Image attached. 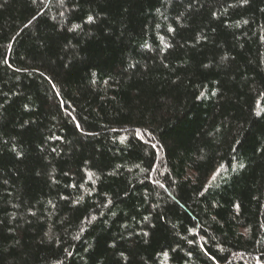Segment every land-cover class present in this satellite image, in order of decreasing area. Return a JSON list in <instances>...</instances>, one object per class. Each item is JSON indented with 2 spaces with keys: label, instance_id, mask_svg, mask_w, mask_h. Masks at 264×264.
Returning <instances> with one entry per match:
<instances>
[{
  "label": "trees",
  "instance_id": "trees-1",
  "mask_svg": "<svg viewBox=\"0 0 264 264\" xmlns=\"http://www.w3.org/2000/svg\"><path fill=\"white\" fill-rule=\"evenodd\" d=\"M0 264H264V0H0Z\"/></svg>",
  "mask_w": 264,
  "mask_h": 264
},
{
  "label": "snow or ice",
  "instance_id": "snow-or-ice-1",
  "mask_svg": "<svg viewBox=\"0 0 264 264\" xmlns=\"http://www.w3.org/2000/svg\"><path fill=\"white\" fill-rule=\"evenodd\" d=\"M248 2V0H243V3H247ZM92 19V17L91 16H89V20H91Z\"/></svg>",
  "mask_w": 264,
  "mask_h": 264
}]
</instances>
